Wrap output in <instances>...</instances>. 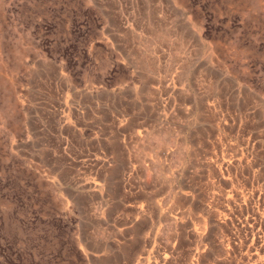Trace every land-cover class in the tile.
<instances>
[{
  "label": "rangeland",
  "instance_id": "1",
  "mask_svg": "<svg viewBox=\"0 0 264 264\" xmlns=\"http://www.w3.org/2000/svg\"><path fill=\"white\" fill-rule=\"evenodd\" d=\"M125 114L165 205L203 162L214 202L261 204L264 0H0V264H106L87 124Z\"/></svg>",
  "mask_w": 264,
  "mask_h": 264
},
{
  "label": "crops",
  "instance_id": "2",
  "mask_svg": "<svg viewBox=\"0 0 264 264\" xmlns=\"http://www.w3.org/2000/svg\"><path fill=\"white\" fill-rule=\"evenodd\" d=\"M128 115L123 120L111 117L87 124L97 135L85 143V149L107 158L94 164L99 182L91 186L97 189L86 191L97 201L83 200L90 218H95L97 205L104 207L106 220L101 228L91 230L97 258L106 264H264V199L261 204L258 195L220 197L214 202L205 191L212 188V172L209 163L203 162L181 177L182 182L188 178L189 189L174 185L170 203L165 205L160 197L164 190L147 176L148 159L143 165L135 164L128 147L127 140L134 137L141 142L146 134L133 136ZM135 120L142 127L147 125V118ZM65 124L78 141L87 139L80 136V123ZM64 138L72 146V139ZM226 175L220 180L231 185L233 180ZM254 177L252 170L250 180Z\"/></svg>",
  "mask_w": 264,
  "mask_h": 264
}]
</instances>
